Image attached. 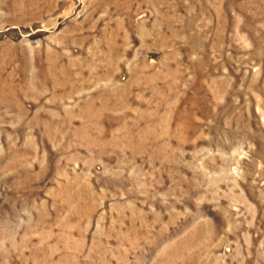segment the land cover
I'll return each instance as SVG.
<instances>
[{
	"label": "rangeland",
	"instance_id": "1",
	"mask_svg": "<svg viewBox=\"0 0 264 264\" xmlns=\"http://www.w3.org/2000/svg\"><path fill=\"white\" fill-rule=\"evenodd\" d=\"M0 264H264V0H0Z\"/></svg>",
	"mask_w": 264,
	"mask_h": 264
},
{
	"label": "bare ground",
	"instance_id": "2",
	"mask_svg": "<svg viewBox=\"0 0 264 264\" xmlns=\"http://www.w3.org/2000/svg\"><path fill=\"white\" fill-rule=\"evenodd\" d=\"M88 58V57H87Z\"/></svg>",
	"mask_w": 264,
	"mask_h": 264
}]
</instances>
